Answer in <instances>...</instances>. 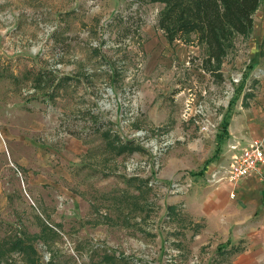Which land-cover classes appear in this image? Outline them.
<instances>
[{
	"label": "rangeland",
	"instance_id": "rangeland-1",
	"mask_svg": "<svg viewBox=\"0 0 264 264\" xmlns=\"http://www.w3.org/2000/svg\"><path fill=\"white\" fill-rule=\"evenodd\" d=\"M161 8L0 0V264L235 260L170 196L201 179L224 118L228 134L264 131V0L221 78L200 70L192 37L165 40Z\"/></svg>",
	"mask_w": 264,
	"mask_h": 264
},
{
	"label": "crops",
	"instance_id": "crops-1",
	"mask_svg": "<svg viewBox=\"0 0 264 264\" xmlns=\"http://www.w3.org/2000/svg\"><path fill=\"white\" fill-rule=\"evenodd\" d=\"M259 56L262 55L259 53ZM244 94L242 105L248 108V98ZM255 138L264 140V131L248 127L247 124L229 134L227 130L218 155L200 170L203 173L201 179L193 182L191 189H183L180 185L176 191H182L170 196L171 205L186 212L191 221L200 223L196 224L200 230L197 236L205 240L212 238L216 244L225 243L227 249L236 250L232 264H264V167L262 176L251 174L236 183L213 185L208 179L220 164L229 161L231 146L242 148L248 145L250 139ZM212 145L217 147L216 135L212 138Z\"/></svg>",
	"mask_w": 264,
	"mask_h": 264
},
{
	"label": "trees",
	"instance_id": "trees-1",
	"mask_svg": "<svg viewBox=\"0 0 264 264\" xmlns=\"http://www.w3.org/2000/svg\"><path fill=\"white\" fill-rule=\"evenodd\" d=\"M162 5L157 26L169 44L186 41L192 37L201 49L200 70L214 78H221L224 58L235 47V38L246 39L254 26L253 16L260 0H135ZM138 29L137 26H134ZM264 39L260 44L264 54ZM246 94H244L245 96ZM228 120L223 119L216 134V149L206 159L204 167L220 151V144L227 136ZM138 149V148H137ZM204 169V168H203Z\"/></svg>",
	"mask_w": 264,
	"mask_h": 264
},
{
	"label": "built area",
	"instance_id": "built-area-1",
	"mask_svg": "<svg viewBox=\"0 0 264 264\" xmlns=\"http://www.w3.org/2000/svg\"><path fill=\"white\" fill-rule=\"evenodd\" d=\"M185 108L183 115L186 119H189L188 110L192 104L193 98L190 97L185 100ZM195 112L193 116L201 118V126L199 129L204 131L208 129L209 124L207 118H204L205 110L203 105L196 104ZM200 124V123H199ZM248 145L242 148H238L237 145L231 146V155L228 158L227 163L220 164L210 175L208 179L213 185H220L222 182L236 183V181L256 174L262 176V169L264 167V144L261 139H250ZM173 190L176 191L180 188L178 182L173 183ZM233 197L234 195L231 194Z\"/></svg>",
	"mask_w": 264,
	"mask_h": 264
}]
</instances>
